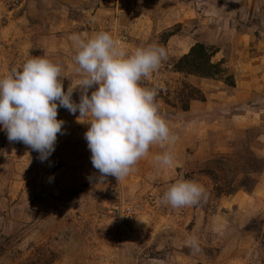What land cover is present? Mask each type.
Masks as SVG:
<instances>
[{
	"label": "rangeland",
	"instance_id": "obj_1",
	"mask_svg": "<svg viewBox=\"0 0 264 264\" xmlns=\"http://www.w3.org/2000/svg\"><path fill=\"white\" fill-rule=\"evenodd\" d=\"M100 31L130 53L166 49L141 85L175 142L117 181L93 168L79 112L58 108L63 134L44 162L0 125V264H264V0H0V78L43 56L61 64L66 91L80 78L69 37ZM197 43L216 76L176 68ZM164 151L172 166L153 160ZM180 180L206 199L164 203Z\"/></svg>",
	"mask_w": 264,
	"mask_h": 264
},
{
	"label": "clouds",
	"instance_id": "obj_2",
	"mask_svg": "<svg viewBox=\"0 0 264 264\" xmlns=\"http://www.w3.org/2000/svg\"><path fill=\"white\" fill-rule=\"evenodd\" d=\"M74 60L79 80L65 91L63 69L59 62L33 56L20 68H11L0 78V125L10 141H20L39 153L41 162L55 151L58 134L65 121L58 119V108L75 115L78 123L89 125L84 133L91 163L99 178L123 180L134 166L148 157L154 144H171L176 137L161 116L157 92L141 85L142 79L157 71L167 59V51L158 45L138 47L129 52L107 31L90 38L72 34ZM79 89V101L73 99ZM94 89L89 94V90ZM161 166H172L174 156L164 151L153 156ZM173 208L193 206L206 199L202 185L180 180L162 197ZM189 246L199 251L195 236Z\"/></svg>",
	"mask_w": 264,
	"mask_h": 264
},
{
	"label": "trees",
	"instance_id": "obj_3",
	"mask_svg": "<svg viewBox=\"0 0 264 264\" xmlns=\"http://www.w3.org/2000/svg\"><path fill=\"white\" fill-rule=\"evenodd\" d=\"M211 53L203 43H197L191 51L178 61L176 68L191 65V73H199L202 76L214 77L219 73V65L211 60Z\"/></svg>",
	"mask_w": 264,
	"mask_h": 264
}]
</instances>
